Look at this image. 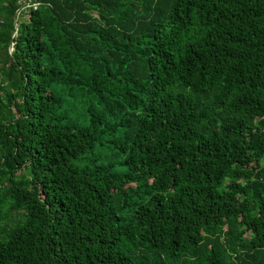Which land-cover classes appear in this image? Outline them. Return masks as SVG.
Here are the masks:
<instances>
[{
  "label": "trees",
  "instance_id": "16d2710c",
  "mask_svg": "<svg viewBox=\"0 0 264 264\" xmlns=\"http://www.w3.org/2000/svg\"><path fill=\"white\" fill-rule=\"evenodd\" d=\"M0 264H264V0H0Z\"/></svg>",
  "mask_w": 264,
  "mask_h": 264
},
{
  "label": "rangeland",
  "instance_id": "374dc122",
  "mask_svg": "<svg viewBox=\"0 0 264 264\" xmlns=\"http://www.w3.org/2000/svg\"><path fill=\"white\" fill-rule=\"evenodd\" d=\"M105 146H106V144H105ZM105 146L98 145V148L96 149V151L98 153H104L106 155V159H105L106 162H116V163H119V162H121L123 160V157L114 155V153L112 155H110L109 151H106L107 148ZM119 168L121 170H124V166H122L120 164H119Z\"/></svg>",
  "mask_w": 264,
  "mask_h": 264
},
{
  "label": "water",
  "instance_id": "95a60500",
  "mask_svg": "<svg viewBox=\"0 0 264 264\" xmlns=\"http://www.w3.org/2000/svg\"><path fill=\"white\" fill-rule=\"evenodd\" d=\"M13 49V44L11 45V47H10V50H12Z\"/></svg>",
  "mask_w": 264,
  "mask_h": 264
}]
</instances>
